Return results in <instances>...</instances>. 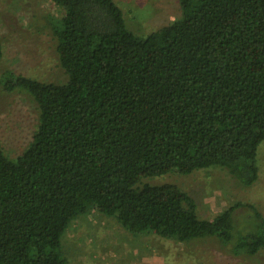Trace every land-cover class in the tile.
<instances>
[{
    "label": "trees",
    "instance_id": "16d2710c",
    "mask_svg": "<svg viewBox=\"0 0 264 264\" xmlns=\"http://www.w3.org/2000/svg\"><path fill=\"white\" fill-rule=\"evenodd\" d=\"M51 1L62 10L51 31L67 79L9 70L0 79L37 111L20 154L9 158L0 141V264H70L61 239L91 210L133 235L209 238L235 256L263 250L252 203L202 218L178 185L142 181L212 166L242 187L257 180L264 0H179L180 15L145 36L114 0ZM240 206L251 213L238 224Z\"/></svg>",
    "mask_w": 264,
    "mask_h": 264
},
{
    "label": "rangeland",
    "instance_id": "374dc122",
    "mask_svg": "<svg viewBox=\"0 0 264 264\" xmlns=\"http://www.w3.org/2000/svg\"><path fill=\"white\" fill-rule=\"evenodd\" d=\"M126 25L145 36L180 15L179 0H114ZM62 10L51 0H0V79L5 70L46 82H64L52 36V19ZM0 82V141L15 158L26 147L37 123L36 106L25 93L7 92ZM259 174L248 187L238 185L225 168L212 166L189 174L176 172L142 182H171L186 191L202 218H212L236 203H252L264 215V141L257 149ZM236 208L238 224L250 216ZM70 264H264V249L252 256H235L212 239L177 242L155 234L133 235L118 221L96 210L76 217L61 239Z\"/></svg>",
    "mask_w": 264,
    "mask_h": 264
}]
</instances>
